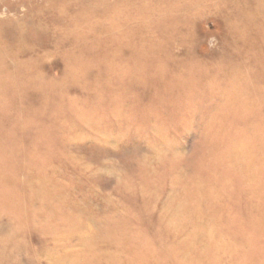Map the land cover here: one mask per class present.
<instances>
[{
    "label": "rangeland",
    "instance_id": "1",
    "mask_svg": "<svg viewBox=\"0 0 264 264\" xmlns=\"http://www.w3.org/2000/svg\"><path fill=\"white\" fill-rule=\"evenodd\" d=\"M0 264H264V0H0Z\"/></svg>",
    "mask_w": 264,
    "mask_h": 264
}]
</instances>
